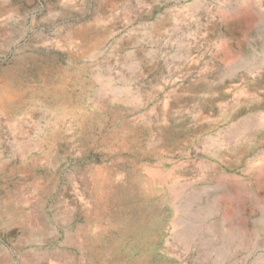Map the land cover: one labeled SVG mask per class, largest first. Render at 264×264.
Returning <instances> with one entry per match:
<instances>
[{
	"label": "rangeland",
	"instance_id": "374dc122",
	"mask_svg": "<svg viewBox=\"0 0 264 264\" xmlns=\"http://www.w3.org/2000/svg\"><path fill=\"white\" fill-rule=\"evenodd\" d=\"M0 264H264V0H0Z\"/></svg>",
	"mask_w": 264,
	"mask_h": 264
}]
</instances>
